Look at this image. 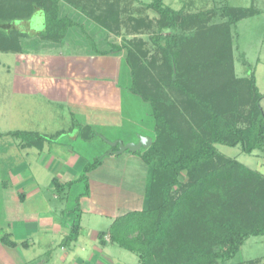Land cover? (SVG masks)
Masks as SVG:
<instances>
[{"label":"rangeland","instance_id":"374dc122","mask_svg":"<svg viewBox=\"0 0 264 264\" xmlns=\"http://www.w3.org/2000/svg\"><path fill=\"white\" fill-rule=\"evenodd\" d=\"M158 1L171 12L175 11L181 15L206 13L207 18L193 22L183 30L161 31L159 15L151 7L153 0H59L60 15L80 23L87 35L86 37L84 32L79 30L73 31L62 41L63 45H59L51 39L35 36L43 30L41 29L45 24L43 12H51L53 9L52 0H0V8L6 13L23 16L21 20L12 23V28L36 37L32 45H24L19 49L0 53V238L9 235L10 240L16 243V247L10 248L0 241V264H139L135 254L124 250L117 243L108 245L105 249L101 248L102 251L94 248L95 241L91 234L93 231L116 233L119 237L124 234L122 227L120 230L118 225L110 226L111 223L107 218L95 214L84 216L75 255L65 256V252L54 243L55 235L48 236L41 233L37 226L34 228L35 225L31 228L30 222L28 225L25 224L23 218L26 211L23 204L16 198L15 187L10 185L12 183L10 177L21 169L19 166L22 164L21 167L25 169L22 177L32 174L39 184L41 193L53 201V190L45 185L48 169L45 163L42 165L39 162V156L34 153L94 151L96 155L94 154L93 157H100L109 149L110 143L121 142L116 140L117 137L126 139L124 124L121 123L135 121V124L139 125L137 118L141 122L139 128H135L132 133H147L146 125L142 122L146 118L144 113L146 106L139 98L131 94L119 95L115 101L105 102L103 98H99L98 95L104 91L105 86L114 83L116 71L119 74V82L125 86H130V75L124 66V52H121L123 56L95 58L92 57L94 55L92 42L103 51L111 50L112 46L124 45L133 53V68L139 90L152 97L161 108L165 109L170 123L187 144L192 143L195 138L202 139L207 136L203 126L204 115L190 109L186 97L170 85L171 75L162 52L164 48L180 52L177 62L178 72L174 70L173 79L181 74L185 86L191 88L195 94L218 91L226 85L227 92L237 89V96L245 97L244 89H238L239 81L245 78L253 79L259 93L263 96L260 106L264 111V0ZM228 5L242 8L248 12V16L236 24L228 25L222 15V9ZM31 10L34 11L29 16ZM53 49L60 51L57 53H61V56H67H56L55 52L52 53ZM49 53L59 57L57 61L60 63V70L64 68L73 73L76 68L79 69L74 72L79 80V84L75 85L83 87L84 95H86L84 104L90 107L95 105L93 104L95 102L100 104L99 112H94L93 118H96L98 123L95 128L91 127L95 136H92L90 142L83 143L79 135L76 143L66 137L63 138L60 133L55 135L51 133L53 132L51 130H58L60 127L55 120L50 121L48 117L44 122L35 119L39 112L44 116V111L38 107L41 106L39 104L42 100L37 98L38 94L24 92L31 89L28 85L31 81L22 75L24 73H21L20 68L30 66L28 64L30 56L40 55L39 60H44ZM54 57L47 60L56 64ZM65 57H68V61L64 59ZM71 92H73L72 88ZM244 99L240 98L237 104V122L240 125L247 124L249 119L250 104ZM31 103L33 104L32 114L27 111L28 109L24 110V107ZM222 108L224 109V105ZM31 117L32 121H30ZM104 119L109 123H105ZM57 123L60 124V122ZM61 128L65 129L62 126ZM23 129L35 130V132L42 130L47 134V138L52 136L50 134L53 136L44 142L45 150L36 148L21 150L18 144L22 143V140L6 133ZM66 131L64 135L70 137L73 130ZM216 148L225 157L237 161L264 177V148L255 150L250 155L243 153L240 146L217 145ZM27 152L28 155H26ZM134 173L139 174V169L136 168ZM18 175L21 176V174ZM240 179L241 177L233 179L234 188L224 189L223 197H220V192H215L214 196L209 193L200 200L213 203L212 207L214 206L216 210L213 211L215 213H210L211 216L227 209H233L236 215V211L245 206L242 198L246 197L250 189L244 187L246 182ZM180 180L186 182L185 173L181 174ZM84 186L85 184L81 181L78 188H69L70 209L75 210L77 195L83 193ZM200 201L194 200L188 203V206L198 215L193 216L190 222L188 218V226H185L188 241H195L199 246L205 245L207 240L211 239L215 219L199 216L202 210ZM102 202L105 204L106 199ZM57 205L63 206L62 203ZM81 206L86 208V205L82 203ZM69 213V221L72 223L76 212ZM228 215L233 216V214ZM217 218H219L218 221L222 220L221 217ZM136 235L135 232L130 237L135 238ZM244 261L264 263V237L248 238L230 263L238 264Z\"/></svg>","mask_w":264,"mask_h":264},{"label":"trees","instance_id":"16d2710c","mask_svg":"<svg viewBox=\"0 0 264 264\" xmlns=\"http://www.w3.org/2000/svg\"><path fill=\"white\" fill-rule=\"evenodd\" d=\"M52 2V11L43 12L44 29L35 36L48 38L56 44L63 45L62 41L73 31L79 30L86 35L80 23L70 17L60 15L59 0H52ZM151 7L159 15L161 31L183 30L193 22L207 18L206 13L181 15L175 11L171 12L164 8L158 0H153ZM33 11H30L29 16ZM222 15L228 25H233L247 17L248 12L228 5L222 9ZM29 16L25 17L29 18ZM21 17L10 15L0 8L1 52L16 50L21 46L34 43L35 36L31 37L12 28V23L21 20ZM92 47L93 54L96 56H120L121 52H124V66L130 75V86L121 83L120 86L124 92L139 98L146 106L144 110L146 118L142 122L146 125L147 133H132L135 128H139L141 121L137 118L139 125L135 124V121L124 123L126 139L117 137L116 140L125 145L137 143L140 136L151 139V144L147 149L141 148L135 153L129 151L123 153L134 155L142 161L146 168V182L142 208L139 211L119 216L114 221L112 226L118 225L120 230L122 227L124 234L122 237L116 233L110 234L112 242L136 254L139 264H226L236 256L248 238L264 237V177L237 161L225 157L216 148L217 145L240 146L242 152L249 155L255 150L259 151L264 148V111L260 106L263 96L259 93L254 80L245 78L239 81L238 89H244L245 97L244 95L243 97L237 96V89L227 92L226 85L218 91L212 90L197 95L191 88L185 86L181 74L173 79L174 70L178 72L177 62L180 52L164 48L162 52L171 75L170 85L186 97L190 109L204 115L203 126L207 136L202 139L195 138L192 143L187 144L170 123L165 109L161 108L152 97L139 90L133 68V53L124 45L112 46L108 51L98 49L94 42H92ZM120 78H123L122 75ZM240 98H245V102L250 104L249 119L245 125L237 122V104ZM223 105L224 109H221ZM8 135L21 139L23 148L38 150H42L44 142L49 140V137L45 135L24 131H13ZM92 136H95V133L88 125L79 131V137L83 142H90ZM116 149H118L117 146L111 148L109 155L116 157ZM104 156L106 155L102 154L88 163L76 181L77 183L82 181L85 184L84 191L76 198L75 210H72L76 212L75 218L70 224L69 235L61 242V246H66L77 239L80 230L78 200L81 196L89 195L86 174L100 166ZM182 173H185L187 178L185 183L180 180ZM240 177L242 182H246L244 187L250 189L246 197L242 198L245 206L236 211V215L233 209H227L211 216L210 213L216 210L214 206L212 207L213 203L200 200L207 194L212 193L213 195L215 192H220V197H223V190L227 188L232 190L234 188L233 179ZM76 182L61 185L53 179L52 185L56 191L63 192L66 188L69 190ZM194 200L200 201L202 209L199 213L200 217L215 218L211 239L201 246L195 241H188L187 227H185L188 226V218L190 222L193 216L198 215L188 206V203ZM228 203L231 204V202ZM217 210L219 211L218 207ZM228 214H233V216ZM217 217H221L222 220L218 221ZM135 232L136 237H130ZM0 241L10 248L16 247V243L10 240L9 235H4Z\"/></svg>","mask_w":264,"mask_h":264},{"label":"crops","instance_id":"0c3cea01","mask_svg":"<svg viewBox=\"0 0 264 264\" xmlns=\"http://www.w3.org/2000/svg\"><path fill=\"white\" fill-rule=\"evenodd\" d=\"M54 49L52 53L55 52L56 56H67H61V53H57L60 51H55ZM52 53H49L44 58V60L41 59L42 61L39 60L40 55H32L29 57L28 61V64L30 66L20 68L21 73H24L22 75H24L25 78H28L31 81V84H28L29 86H31V89L27 91L25 90L24 92H29L32 95L38 94L37 98L39 100H42L40 101L41 104H39V102L37 101V105H41L38 107H41L42 111H44V116L39 112V116L37 115L35 117L36 121L39 120L44 122L46 120V117H48L50 121L52 119L55 120V123L60 127L58 128V130H51L53 131L51 133L55 135L60 133L63 135V138L66 137L70 141H74L76 143L79 131L82 127L86 125L94 128L96 127L95 125L96 123H98V120L96 118H93V116L94 112H99L100 104H98V102H95L93 103L95 105H92L91 107L84 104L86 102L84 101L86 99V95H84L85 93L83 87H81L82 85H79L78 87L75 85L79 84V80L76 78L74 72L79 71V69L76 68L73 73H71L70 70L66 71L64 68H61L60 70V63L57 61L59 57H54ZM52 57H54V62H56V64H53V62L51 63L47 60ZM92 57L102 58L110 56L92 55ZM64 59H67L68 61V57H65ZM45 62H48L47 64H49V66H47ZM31 66L33 67V69ZM63 71L67 73L65 74ZM118 75V71H116L114 83L106 85L104 91H100L101 93L98 95L99 98H103L105 102L107 100L115 101L119 95L122 96V94H128L127 92H124L122 87L120 86ZM72 76L75 79H73ZM71 88L73 92H71ZM31 104L24 107V110L28 109L27 111L31 112L32 114L33 104ZM55 105H57V107H55ZM39 117H41V119H39ZM30 121H32V117L30 118ZM104 121L107 124L109 123L106 122V119H104ZM57 122H60V124ZM76 123H78V126H76ZM115 123L118 124V122ZM121 124L124 123L122 122ZM61 126L65 127V129L61 128ZM71 130L73 131L70 137L64 135L65 131L68 132ZM13 131L42 133L45 136L47 135L42 130L35 132V130L23 129L12 130L11 132ZM8 133L9 132H7L6 134ZM53 134L50 135L53 136ZM18 147L21 150L29 149L23 148L21 146V143L18 144ZM111 148L112 147L109 146V149H107V151L103 153L106 156L102 158L101 165L86 174L89 185V195L81 196L78 200V204L80 205V230L77 239L70 242L68 246H61V242L69 235L70 231L71 221H69V212H72V209L69 208L70 191L68 189H64L63 192L56 191L52 185V180L56 179L57 182L61 185H66L68 183H74L78 181L81 174L83 173L85 166L93 161H91V159L97 158L93 157V155L95 154L94 151L91 152L71 150L48 151V153L47 151H39L40 154L34 153L39 156V162H41L42 165L45 163L46 168L48 169V176L45 180V185L47 186V188H52L53 201L49 197L46 198L45 195L41 193V191L39 190V184L37 180L32 177V174L25 178L22 177V172L25 170L21 167L22 164L19 166V168L21 169L17 170V173H15L14 176L10 177L12 179V183L10 185H13V187H15L14 192L17 193L16 198L23 204L24 211H26L23 218L26 222L25 224L28 225L30 222V226H32L31 228H33V226L35 225L34 228L37 226L41 233H45L48 236L55 235L56 240L54 241V243L58 244L60 249L65 252V256L75 255V249L77 247L76 243H78L77 241L81 234L80 232L82 229L83 218L87 214H95L105 217L110 221V226H112L114 221H116L119 216L133 211H139L142 208V199L146 182V168L144 167L142 161L134 155L125 153L119 155V158L110 156L109 154L111 153ZM42 150H45V146H43ZM28 154L29 153L27 152L26 155ZM136 168L139 169V174L135 175L134 170H136ZM18 174H21V176ZM78 187L79 183L76 182L70 188ZM65 191L66 193H64ZM81 194L82 193H79L77 197ZM103 199H106L105 204L104 202H102ZM57 201H59L60 203H56ZM61 203L63 204V206L59 207V205L57 204ZM81 203L86 205V208L82 207ZM91 234L93 241H95L93 242L95 249L97 248L102 251V249L107 248L108 245L114 244L111 240L109 232L101 233L93 231ZM230 262L231 260L228 262V264H232ZM238 264L256 263L254 261H244ZM257 264H260V261H257Z\"/></svg>","mask_w":264,"mask_h":264},{"label":"water","instance_id":"95a60500","mask_svg":"<svg viewBox=\"0 0 264 264\" xmlns=\"http://www.w3.org/2000/svg\"><path fill=\"white\" fill-rule=\"evenodd\" d=\"M41 29H44L41 28ZM151 144V139L148 137H139L137 143H128L126 145H123L121 142H114L110 143L111 147H116L117 146V151L115 152L116 155H121L125 151H129L130 153H135L139 151L141 148L147 149Z\"/></svg>","mask_w":264,"mask_h":264}]
</instances>
